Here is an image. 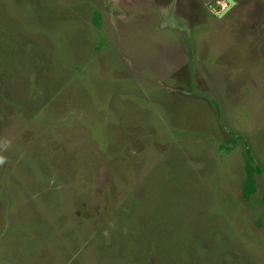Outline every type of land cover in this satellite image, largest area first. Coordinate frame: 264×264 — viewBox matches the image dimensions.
<instances>
[{
    "label": "rangeland",
    "instance_id": "rangeland-1",
    "mask_svg": "<svg viewBox=\"0 0 264 264\" xmlns=\"http://www.w3.org/2000/svg\"><path fill=\"white\" fill-rule=\"evenodd\" d=\"M223 9L0 0V264H264V0Z\"/></svg>",
    "mask_w": 264,
    "mask_h": 264
},
{
    "label": "trees",
    "instance_id": "trees-1",
    "mask_svg": "<svg viewBox=\"0 0 264 264\" xmlns=\"http://www.w3.org/2000/svg\"><path fill=\"white\" fill-rule=\"evenodd\" d=\"M19 1V0H18ZM97 14V12H94V14ZM96 14H95V19H96ZM36 20H39V18H36ZM12 34H14L12 32ZM9 38V37H8ZM12 38H15V35L12 37ZM11 39V38H10ZM9 40V39H8ZM17 54V53H16ZM15 54V55H16ZM23 101H18L17 103H15V107L14 109H16L17 111L21 110L23 111V113L26 112V109H25V105L22 103ZM228 148V147H227ZM245 159H246V162H245V176L242 180V195L243 197L245 198H249V196L255 192L256 190V186H255V177H254V172H258V173H261L263 172V169L262 167L257 164L254 159H253V156L251 154V150H250V147H246L245 148ZM137 239V238H136ZM165 249L166 250H169L170 248H168L167 246H165ZM218 251H221V252H229V253H232L233 252V249L231 250L230 247L227 245V243L224 242L222 243L221 247H219ZM237 251V250H236ZM168 255V254H167ZM169 257V256H168ZM171 259H174L172 256H170ZM143 260V259H142ZM140 264V260H138ZM147 261H145V264H146ZM175 262L172 261L171 264ZM162 264H168L166 263L164 260H163V263Z\"/></svg>",
    "mask_w": 264,
    "mask_h": 264
},
{
    "label": "clouds",
    "instance_id": "clouds-1",
    "mask_svg": "<svg viewBox=\"0 0 264 264\" xmlns=\"http://www.w3.org/2000/svg\"><path fill=\"white\" fill-rule=\"evenodd\" d=\"M222 8H227L226 0H219ZM11 145V141L7 138L0 139V153L7 151ZM7 162V157L5 155L0 154V166H3ZM105 235H108L107 231Z\"/></svg>",
    "mask_w": 264,
    "mask_h": 264
},
{
    "label": "water",
    "instance_id": "water-1",
    "mask_svg": "<svg viewBox=\"0 0 264 264\" xmlns=\"http://www.w3.org/2000/svg\"><path fill=\"white\" fill-rule=\"evenodd\" d=\"M228 1L231 3V5H233L235 3V0H228ZM231 5L227 6V8H224L223 10L219 11L218 12L219 16H222L229 9V7Z\"/></svg>",
    "mask_w": 264,
    "mask_h": 264
},
{
    "label": "bare ground",
    "instance_id": "bare-ground-1",
    "mask_svg": "<svg viewBox=\"0 0 264 264\" xmlns=\"http://www.w3.org/2000/svg\"><path fill=\"white\" fill-rule=\"evenodd\" d=\"M230 3V2H229ZM231 5V4H230Z\"/></svg>",
    "mask_w": 264,
    "mask_h": 264
}]
</instances>
